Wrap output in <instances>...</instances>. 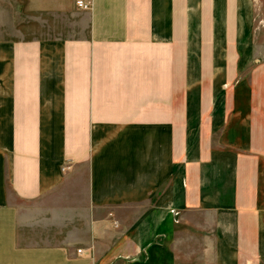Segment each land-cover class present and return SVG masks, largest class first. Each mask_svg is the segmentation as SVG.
Segmentation results:
<instances>
[{
    "label": "crops",
    "instance_id": "0c3cea01",
    "mask_svg": "<svg viewBox=\"0 0 264 264\" xmlns=\"http://www.w3.org/2000/svg\"><path fill=\"white\" fill-rule=\"evenodd\" d=\"M86 1L0 0V264H264L256 0Z\"/></svg>",
    "mask_w": 264,
    "mask_h": 264
},
{
    "label": "rangeland",
    "instance_id": "374dc122",
    "mask_svg": "<svg viewBox=\"0 0 264 264\" xmlns=\"http://www.w3.org/2000/svg\"><path fill=\"white\" fill-rule=\"evenodd\" d=\"M256 35L255 44L258 51H264V0H256L255 11Z\"/></svg>",
    "mask_w": 264,
    "mask_h": 264
},
{
    "label": "built area",
    "instance_id": "2783aa9c",
    "mask_svg": "<svg viewBox=\"0 0 264 264\" xmlns=\"http://www.w3.org/2000/svg\"><path fill=\"white\" fill-rule=\"evenodd\" d=\"M76 4L79 8L83 9V8H88L90 5V2L86 0H76ZM78 252L81 253L82 249H79Z\"/></svg>",
    "mask_w": 264,
    "mask_h": 264
}]
</instances>
